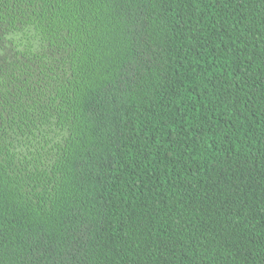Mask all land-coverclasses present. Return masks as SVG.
Here are the masks:
<instances>
[{"label":"trees","instance_id":"trees-1","mask_svg":"<svg viewBox=\"0 0 264 264\" xmlns=\"http://www.w3.org/2000/svg\"><path fill=\"white\" fill-rule=\"evenodd\" d=\"M0 264H264V0H0Z\"/></svg>","mask_w":264,"mask_h":264}]
</instances>
